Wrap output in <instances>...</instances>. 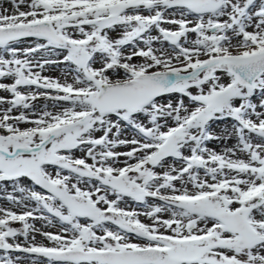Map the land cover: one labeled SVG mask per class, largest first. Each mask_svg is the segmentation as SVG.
Segmentation results:
<instances>
[{
  "label": "snow or ice",
  "instance_id": "6c2138e0",
  "mask_svg": "<svg viewBox=\"0 0 264 264\" xmlns=\"http://www.w3.org/2000/svg\"><path fill=\"white\" fill-rule=\"evenodd\" d=\"M6 2L0 264H264V0Z\"/></svg>",
  "mask_w": 264,
  "mask_h": 264
},
{
  "label": "rangeland",
  "instance_id": "374dc122",
  "mask_svg": "<svg viewBox=\"0 0 264 264\" xmlns=\"http://www.w3.org/2000/svg\"><path fill=\"white\" fill-rule=\"evenodd\" d=\"M4 7H9L10 8V5L6 2V0H4ZM56 71H60V73H61V70L59 69V68H56L55 70H52V71H48V72H46V73H44L45 75H49V76H52V77H57V73H56ZM70 79V78H69ZM0 95H4V93H0ZM38 102V101H37ZM40 103H41V107H43V105L45 104V103H48V104H51L52 102L51 101H48V102H46V101H39ZM187 102V101H186ZM39 108V107H38ZM49 110H54V108H50ZM226 127H228V125H225V124H223V123H218L216 126H215V128L213 129L215 132H217V133H220L224 128H226ZM229 143V142H228ZM233 143H234V141H233ZM219 144V143H218ZM218 144L216 143V142H213V143H210L209 144V147L210 146H213V148L214 149H216L217 151H221V149H222V147H223V145L221 144V145H219L218 146ZM229 146V145H228ZM81 155H83L82 153H80V154H78L77 156H81ZM9 191H11V187L9 186ZM0 206H5V207H7L8 205H7V203L5 202V201H0ZM15 210V209H14ZM142 219L144 220V222L145 223H149V221L148 220H146L145 218H143L142 217ZM17 226H19V225H17ZM36 226L39 228V227H41V222H36ZM45 230H48V231H53V232H55L57 229H55V228H48V229H45ZM41 237H39V236H37V240L38 241H41ZM25 264H27V262H25Z\"/></svg>",
  "mask_w": 264,
  "mask_h": 264
},
{
  "label": "bare ground",
  "instance_id": "6f19581e",
  "mask_svg": "<svg viewBox=\"0 0 264 264\" xmlns=\"http://www.w3.org/2000/svg\"><path fill=\"white\" fill-rule=\"evenodd\" d=\"M56 73H57V77H60L61 79H63V77H62V74L60 73V71H56ZM40 101H42V100H40ZM37 103V105H38V107H41V103L38 101V102H36ZM56 110H58V109H54V110H52V111H56ZM218 144V143H217ZM233 144V141H229V143H228V145L229 146H231ZM219 145H221L220 143L218 144V146ZM210 148H213V146H210ZM217 149V148H216ZM119 150H121V151H123V150H126V149H119ZM78 154H80V152H77L76 153V155H78Z\"/></svg>",
  "mask_w": 264,
  "mask_h": 264
}]
</instances>
